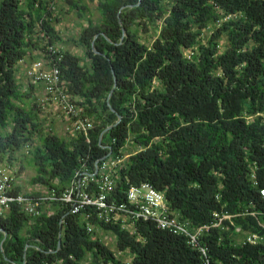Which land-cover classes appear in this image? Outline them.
Returning a JSON list of instances; mask_svg holds the SVG:
<instances>
[{
	"label": "trees",
	"instance_id": "obj_1",
	"mask_svg": "<svg viewBox=\"0 0 264 264\" xmlns=\"http://www.w3.org/2000/svg\"><path fill=\"white\" fill-rule=\"evenodd\" d=\"M91 1L96 18L84 0H68L86 19L72 38L83 51L59 47L58 64L93 127L65 138L43 131L36 85L17 78L20 60L67 43L54 25L58 10L50 0H0V164L17 166L16 176L33 167L30 183L58 192L83 161L94 170L128 139L114 172L118 199L148 182L193 226L227 214L203 235L209 264H264V0ZM159 25L157 37L148 34ZM52 208L32 217L13 204L0 217V264H126L87 231L83 214ZM91 221L114 234L130 264H206L183 235L153 221L133 230ZM249 234L263 240L244 241Z\"/></svg>",
	"mask_w": 264,
	"mask_h": 264
},
{
	"label": "built area",
	"instance_id": "obj_2",
	"mask_svg": "<svg viewBox=\"0 0 264 264\" xmlns=\"http://www.w3.org/2000/svg\"><path fill=\"white\" fill-rule=\"evenodd\" d=\"M54 2L56 3L55 0H50V5L53 10H57ZM62 57L63 54L57 45L47 43L43 55L25 65V75L32 84L42 86L44 93V96L40 98L42 107L50 101L69 120L67 126L69 131L73 134L83 132L86 135L93 127V121L90 117L81 115V107L70 100V95L65 90L58 64ZM24 63V60L19 61V64ZM127 142L128 139L118 148L115 157L105 158L107 156L105 155L95 160L94 170L86 161H83L74 171L69 184L58 192L54 188L46 189L39 195L14 191L15 185L18 184L15 175L17 166L0 164V217H4L13 204H17L23 212L32 217L41 215L43 211L49 214L53 204L57 202L69 207V212L73 214H83L88 232L94 230V223L91 221L93 218L104 222L121 223L122 227L129 230L134 229V223L138 220H150L160 229L183 235L188 244L198 250L204 256L206 264H209L203 235L210 226L220 224L222 218L228 215L220 216L215 213L210 224L193 226L187 219L180 218L169 206L164 193L148 182L130 184L124 191V199H118L114 172L128 156L123 153V147L127 145ZM30 147L31 144L26 143L22 148L23 152L28 153ZM259 191L264 201V188ZM261 239L263 240L262 236L249 234L244 241L255 244Z\"/></svg>",
	"mask_w": 264,
	"mask_h": 264
},
{
	"label": "rangeland",
	"instance_id": "obj_3",
	"mask_svg": "<svg viewBox=\"0 0 264 264\" xmlns=\"http://www.w3.org/2000/svg\"><path fill=\"white\" fill-rule=\"evenodd\" d=\"M89 8V12H91L93 17H98V12L95 7V1L91 0H84ZM58 10V19L56 22H54L56 30L59 32L61 38L65 40L66 44H57L58 47L67 48L73 53L76 54H82V48L79 46H76L74 42L72 41V38L78 37V34L81 30V24H86V19L82 18L78 15L75 9L71 8L68 0H57V6ZM160 25L157 26L155 29H151L148 34L152 36L157 37L159 34ZM142 35H145L142 33ZM188 52V51H186ZM20 70V68H19ZM18 70V71H19ZM18 80L19 83L23 86H28L29 79L24 75L23 70L21 69L19 71ZM37 95L41 96V98L44 96L43 88L41 85H36ZM42 115L44 117V125H43V131L51 130L54 133H56L59 136L68 138L72 132L69 131L68 125L69 120L64 117V114L61 112V110L51 103L50 101H47L44 106L42 107ZM36 139V138H35ZM34 141V144L37 142V139ZM128 154V151H126ZM35 173L33 167L25 166L22 172H20L16 178L18 180V184H21L26 192H32L36 188H38L37 191L43 192L46 191V187L43 185H34L30 183V178ZM94 236L98 237L102 242H104L111 250L115 251L120 258L126 263L130 264V255L126 252H118L116 251L115 247V236L109 231H104L101 228L95 226L94 227Z\"/></svg>",
	"mask_w": 264,
	"mask_h": 264
},
{
	"label": "water",
	"instance_id": "obj_4",
	"mask_svg": "<svg viewBox=\"0 0 264 264\" xmlns=\"http://www.w3.org/2000/svg\"><path fill=\"white\" fill-rule=\"evenodd\" d=\"M122 32L124 33V28H122ZM114 88H115V83H114L113 87L111 88V90H110V92H109V94H108V97L111 95V93L113 92ZM119 120H120V116L117 115V120H116L115 124H117ZM111 127H112V126H109V127L105 128V129L102 131V133H101L100 136L102 137V134H103L104 132H106V131H107L109 128H111ZM59 246H60V240L58 241V246H57V248H59Z\"/></svg>",
	"mask_w": 264,
	"mask_h": 264
},
{
	"label": "crops",
	"instance_id": "obj_5",
	"mask_svg": "<svg viewBox=\"0 0 264 264\" xmlns=\"http://www.w3.org/2000/svg\"><path fill=\"white\" fill-rule=\"evenodd\" d=\"M30 63V61L29 62H26V63H24V64H19L18 66L20 67V70L22 69L23 70V72H24V75H25V65L26 64H29ZM19 70V71H20ZM19 71H18V73H19ZM19 74H17V78L19 77L18 76ZM36 94H37V92H36ZM39 95V94H38ZM39 98H41V96H38Z\"/></svg>",
	"mask_w": 264,
	"mask_h": 264
}]
</instances>
